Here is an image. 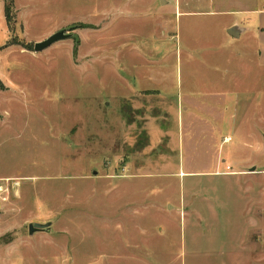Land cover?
Masks as SVG:
<instances>
[{"label": "rangeland", "instance_id": "obj_1", "mask_svg": "<svg viewBox=\"0 0 264 264\" xmlns=\"http://www.w3.org/2000/svg\"><path fill=\"white\" fill-rule=\"evenodd\" d=\"M11 1L0 264H264L258 28L230 36L222 0Z\"/></svg>", "mask_w": 264, "mask_h": 264}, {"label": "crops", "instance_id": "obj_2", "mask_svg": "<svg viewBox=\"0 0 264 264\" xmlns=\"http://www.w3.org/2000/svg\"><path fill=\"white\" fill-rule=\"evenodd\" d=\"M222 1H223V3H225L226 7H228V8H223L221 11H217V12L220 14H223V15L230 14V15L234 16L224 23L225 31H227L233 25H238L239 27H241V30H242L241 35L238 37V39H239L247 31H251L253 29L255 30L256 28H258V30H257L258 31L257 61H258V65L260 67H264V8H259V7L256 8L255 7V9L253 8L252 10H250L249 7L241 6V4L240 5L236 4L234 2H231V0H222ZM231 7H233V8H231ZM178 13L181 15L184 13L188 14V13H193V12H190L189 10H184V12H183L180 9V11ZM253 15H256V17ZM255 20L258 21L257 27H255L252 24V22H254ZM235 151H236V149H235ZM226 173H228V172H226Z\"/></svg>", "mask_w": 264, "mask_h": 264}, {"label": "water", "instance_id": "obj_3", "mask_svg": "<svg viewBox=\"0 0 264 264\" xmlns=\"http://www.w3.org/2000/svg\"><path fill=\"white\" fill-rule=\"evenodd\" d=\"M227 31L231 36L238 38L241 35L242 30L241 27H239L238 25H233ZM71 37H73V33L70 32V29L68 28L60 29L57 32L50 35L45 40L35 43L34 50L37 52H41L47 49L48 47H50L52 44L60 40L68 39ZM255 169L256 167L254 166L251 168V171H254ZM50 227H51V222L42 223L38 221H32L29 223V233L30 235H33L34 233L41 230L47 231L50 229Z\"/></svg>", "mask_w": 264, "mask_h": 264}, {"label": "trees", "instance_id": "obj_4", "mask_svg": "<svg viewBox=\"0 0 264 264\" xmlns=\"http://www.w3.org/2000/svg\"><path fill=\"white\" fill-rule=\"evenodd\" d=\"M12 8H13V4L11 0H6V4H5V14L7 17V20L10 21L12 19Z\"/></svg>", "mask_w": 264, "mask_h": 264}, {"label": "built area", "instance_id": "obj_5", "mask_svg": "<svg viewBox=\"0 0 264 264\" xmlns=\"http://www.w3.org/2000/svg\"><path fill=\"white\" fill-rule=\"evenodd\" d=\"M225 140H228V141H230V140H231V137H226V138H225ZM227 168H228V169H227V172H228V173H231V172H232V171L230 170V169H231V167H230V166H228Z\"/></svg>", "mask_w": 264, "mask_h": 264}]
</instances>
